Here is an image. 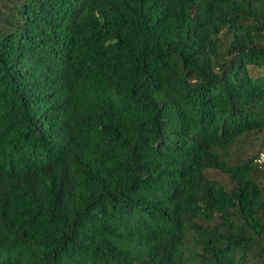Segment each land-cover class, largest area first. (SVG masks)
<instances>
[{
    "label": "trees",
    "instance_id": "16d2710c",
    "mask_svg": "<svg viewBox=\"0 0 264 264\" xmlns=\"http://www.w3.org/2000/svg\"><path fill=\"white\" fill-rule=\"evenodd\" d=\"M263 156L264 0H0V264H264Z\"/></svg>",
    "mask_w": 264,
    "mask_h": 264
},
{
    "label": "rangeland",
    "instance_id": "374dc122",
    "mask_svg": "<svg viewBox=\"0 0 264 264\" xmlns=\"http://www.w3.org/2000/svg\"><path fill=\"white\" fill-rule=\"evenodd\" d=\"M263 160H264V156H263ZM208 173L214 178H218L220 176L219 173H217V171H215V170H210V171H208Z\"/></svg>",
    "mask_w": 264,
    "mask_h": 264
}]
</instances>
